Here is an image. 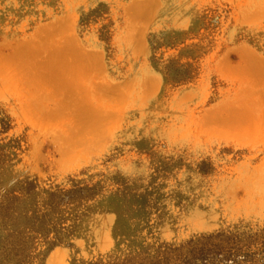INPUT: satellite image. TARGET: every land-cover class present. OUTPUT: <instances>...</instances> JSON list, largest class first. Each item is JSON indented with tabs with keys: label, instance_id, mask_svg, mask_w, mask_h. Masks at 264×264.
<instances>
[{
	"label": "rangeland",
	"instance_id": "rangeland-1",
	"mask_svg": "<svg viewBox=\"0 0 264 264\" xmlns=\"http://www.w3.org/2000/svg\"><path fill=\"white\" fill-rule=\"evenodd\" d=\"M201 249L264 264V0H0V264Z\"/></svg>",
	"mask_w": 264,
	"mask_h": 264
},
{
	"label": "trees",
	"instance_id": "trees-1",
	"mask_svg": "<svg viewBox=\"0 0 264 264\" xmlns=\"http://www.w3.org/2000/svg\"><path fill=\"white\" fill-rule=\"evenodd\" d=\"M233 253H230V256H232ZM219 256H217V253H214L211 250H208L205 252L204 249H201V252L197 253L193 259H194V263L196 261H201V263L203 264H208L209 261H212L214 263V260L217 259ZM229 259V258H228ZM196 260V261H195ZM238 260V259H236ZM197 263V262H196Z\"/></svg>",
	"mask_w": 264,
	"mask_h": 264
}]
</instances>
